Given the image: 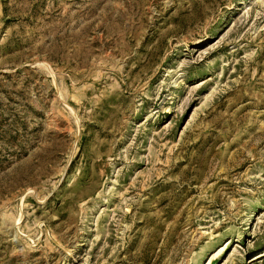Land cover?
<instances>
[{"label": "rangeland", "instance_id": "obj_1", "mask_svg": "<svg viewBox=\"0 0 264 264\" xmlns=\"http://www.w3.org/2000/svg\"><path fill=\"white\" fill-rule=\"evenodd\" d=\"M0 264H264V0H0Z\"/></svg>", "mask_w": 264, "mask_h": 264}]
</instances>
